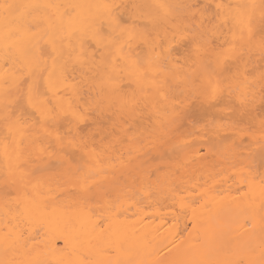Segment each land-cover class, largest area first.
<instances>
[{
  "label": "snow or ice",
  "instance_id": "6c2138e0",
  "mask_svg": "<svg viewBox=\"0 0 264 264\" xmlns=\"http://www.w3.org/2000/svg\"><path fill=\"white\" fill-rule=\"evenodd\" d=\"M0 264H264V0H0Z\"/></svg>",
  "mask_w": 264,
  "mask_h": 264
},
{
  "label": "bare ground",
  "instance_id": "6f19581e",
  "mask_svg": "<svg viewBox=\"0 0 264 264\" xmlns=\"http://www.w3.org/2000/svg\"><path fill=\"white\" fill-rule=\"evenodd\" d=\"M184 222L182 221L181 224H183ZM60 246H62V241H58L57 242Z\"/></svg>",
  "mask_w": 264,
  "mask_h": 264
}]
</instances>
